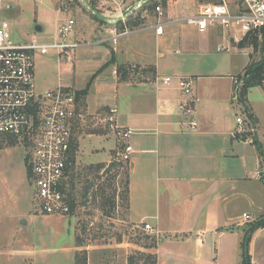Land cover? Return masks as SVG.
Instances as JSON below:
<instances>
[{
	"label": "crops",
	"instance_id": "1",
	"mask_svg": "<svg viewBox=\"0 0 264 264\" xmlns=\"http://www.w3.org/2000/svg\"><path fill=\"white\" fill-rule=\"evenodd\" d=\"M216 1L221 0L196 1V6L199 9L202 4ZM223 1L233 11L241 3ZM11 3L8 11L16 6ZM232 3L238 7L236 10ZM194 7L195 0H167L161 19L165 23L162 34L150 27L157 18L153 13L146 14L144 23L130 34L134 35L131 43L128 38L120 49H113L107 39L113 22L96 18L88 7V13L81 18L83 27L75 25L71 35V39L86 41L83 47L108 45L113 50L110 54L99 51L105 56L100 62L90 63L91 75L82 88L62 85L77 92L85 90L80 96L82 104L78 105L89 117L102 116L108 107L116 106V123L132 131L124 143L130 150L125 160L128 173L124 222L153 236L155 244L148 247L141 240L118 241L113 247L120 257H125L124 264H128L126 258L133 249L154 255L155 264H241L243 228L247 222L264 217V182L253 173L256 168L264 169V162L261 163L256 144L236 133V116L245 119L246 127L255 128V138L261 143L264 128L259 137L261 120L249 89L240 101L242 113L233 110L229 102L232 77L248 63L240 71L226 75L202 72L193 35L212 36L217 29L210 26L205 32H198L193 26L176 21L193 14L190 11ZM36 28L42 30L40 25ZM139 33L144 34L135 37ZM108 64L113 65L112 70L122 67L112 86V96L108 86L97 80L99 76L96 78ZM164 76H172L174 81L165 85ZM177 76L193 79L191 95L177 87ZM186 102H191V113L183 108ZM191 117L197 121L195 130L189 125ZM105 138L112 139L111 150L118 149L120 143L111 133ZM107 161L110 157L104 162ZM144 223H149L154 232L145 230ZM74 238L73 235V241ZM250 254L251 264H264V227L253 233ZM93 262L101 264L105 260L99 255Z\"/></svg>",
	"mask_w": 264,
	"mask_h": 264
},
{
	"label": "rangeland",
	"instance_id": "2",
	"mask_svg": "<svg viewBox=\"0 0 264 264\" xmlns=\"http://www.w3.org/2000/svg\"><path fill=\"white\" fill-rule=\"evenodd\" d=\"M10 1L16 6L10 11L7 10L6 15L11 23L13 37L17 39L35 35L40 42H49L60 22L69 17L75 20L76 28H82L81 18L88 13L87 6L75 0ZM196 1L204 3L203 0H195V9L190 12L196 13ZM87 2L91 7L93 5V8L114 18L115 12L111 7L106 9L100 0ZM232 8L236 10L238 7L234 5ZM38 25L42 27L41 31L36 30ZM219 26L213 27L217 32L212 36L193 35L202 72L212 71L226 75L240 71L248 63V59L250 61L258 58L259 53L254 49L253 43L249 42L246 46L234 44L228 31ZM141 34L144 33L136 34L135 37ZM130 36L121 37L115 48H123L128 38L130 44L134 35ZM146 43L149 44V41L146 40ZM226 45L231 46L230 50H216L217 46ZM102 47L82 46L68 52L69 60L64 58L61 61L53 53L37 54L34 76L36 86L51 88L61 82L82 88L91 75L90 63L100 62L105 56L104 52L99 51L106 50L108 54L111 53L112 47ZM112 68L113 65L108 64L96 76H99L97 80L101 84L108 86L110 96L113 95L112 86L116 82L110 77ZM242 75L243 70L236 76ZM173 81L171 79L170 83ZM248 91L251 92L253 107L261 120L259 137H262L263 89L256 85ZM80 96L78 102L81 106ZM239 96L240 94L234 98L232 90L229 102L233 110L242 113ZM80 129L77 171L72 179V189L70 186L73 206L71 212L65 216L42 215L37 212L35 189L28 173L27 147L16 143L12 138L0 137V264H88L89 258L90 264H96L92 263V259L96 261V256L99 255L105 260L101 264H124V254V258L120 257L118 249L113 247L118 241L141 240L145 246H152L153 236L124 222L128 164L120 159L118 151L124 148L125 141L118 142L120 144L117 150H111L113 141L105 138L109 133L104 124L95 120V116H88L86 124ZM109 157L110 161L104 162ZM111 162V167L105 171ZM102 164L106 165L104 169ZM89 183L92 186L85 192L84 188ZM74 246L78 249H74ZM126 261L128 264L155 262L154 255L138 249L131 250Z\"/></svg>",
	"mask_w": 264,
	"mask_h": 264
},
{
	"label": "built area",
	"instance_id": "3",
	"mask_svg": "<svg viewBox=\"0 0 264 264\" xmlns=\"http://www.w3.org/2000/svg\"><path fill=\"white\" fill-rule=\"evenodd\" d=\"M150 1L100 0L106 9L111 7L115 12L114 18L120 21L119 25H116V21L113 22L108 30L107 39L113 49L121 37L128 36L137 29V26H128L127 21L136 17ZM11 8L10 0H0V137L12 138L16 143L27 147V163L30 180L35 189L37 212L42 215L65 216L72 210L70 178L77 171L80 127L86 124L88 115L79 108L77 91L70 86L59 84L43 89L36 86L35 56L53 53L58 61L64 58L69 60L68 52L87 42L71 39L76 22L69 17L57 26L55 35L49 42H40L35 35L28 39L14 38L10 20L5 16V12ZM152 13L157 21L150 27L157 34H162L165 25L161 21L164 7L157 4ZM142 14L146 17L149 12L144 8ZM176 21L193 26L198 32L220 25L237 43L252 33L259 40H264V1L241 0L237 11L231 10L223 0L206 3L196 13ZM230 48L229 45L217 46L216 50L228 51ZM110 77H118L117 68L112 70ZM172 78L164 76L162 83L168 85ZM176 79L180 91L191 95L193 79L188 76H177ZM232 79L235 98L240 93L244 78L233 76ZM262 89L264 95V79ZM183 108L191 113V102H186ZM116 114L117 107L110 106L102 116L95 115V120L104 124L106 131L118 142L125 141L132 131L116 123ZM236 122V133L244 136L245 141L254 143L255 128L246 127V122L240 115L236 116ZM189 125L195 130L197 121L191 117ZM129 151V147L124 145L123 152L118 153L120 159L127 160ZM254 175L264 181L262 167L256 168ZM243 217L248 219L249 215L243 214ZM143 227L151 233L154 232L149 223H144Z\"/></svg>",
	"mask_w": 264,
	"mask_h": 264
},
{
	"label": "trees",
	"instance_id": "4",
	"mask_svg": "<svg viewBox=\"0 0 264 264\" xmlns=\"http://www.w3.org/2000/svg\"><path fill=\"white\" fill-rule=\"evenodd\" d=\"M71 1H74V0H71ZM75 1L80 2L79 0H75ZM166 2H167V0H151L149 3L144 5V8H146L148 10L149 14H152L154 7L157 4H160L164 7L166 5ZM92 7H93V5H92ZM144 8H142L137 13L136 17H134L133 19L131 18L127 21L128 26L135 27V26H138V25L144 23V21L146 20V17L143 16V14H142ZM119 24H120V21H116V25H119ZM249 42L254 44V49L259 53V55H258V58L256 60H250L243 70L242 77L244 78V80H243V84L241 86V90L239 93L240 94V96H239L240 101H243L244 96L246 95V92L250 87L256 86V85L262 87V80L264 79V58H263L264 40H259L257 35L255 33H252V34H249L247 37L243 38L238 44L240 46H246L247 43H249ZM121 70H122V67H120V66L117 67L118 73H120ZM84 92H85V90L81 91V92L80 91L77 92V98L79 97V95L83 94ZM250 117L251 116L249 115V118ZM254 144H256L259 156L261 158V163H262V162H264V143L259 142L258 139L254 137ZM102 165H100V166H102L104 169L106 165L105 166H104V164H102ZM111 165H112V162L106 166L105 171L107 169H109L111 167ZM73 177H74V175H72V177L70 178L71 189H72ZM91 186H92V184L89 183V185L84 188L85 192H87L89 190V187H91ZM72 206H73V202H72ZM263 227H264V217H259V218H256L254 220L247 222L246 227L243 228L244 234H243V238H242V241L240 244L241 256H242L241 264H251L250 243H251L252 235L257 229L263 228ZM154 244H155V239L153 238L152 245H154ZM154 264H155V262H154Z\"/></svg>",
	"mask_w": 264,
	"mask_h": 264
},
{
	"label": "water",
	"instance_id": "5",
	"mask_svg": "<svg viewBox=\"0 0 264 264\" xmlns=\"http://www.w3.org/2000/svg\"><path fill=\"white\" fill-rule=\"evenodd\" d=\"M83 3L88 7V9L97 17L99 18L100 20H103V21H108V22H115L117 21L118 19L116 18H113V17H109V16H106V15H103L101 14L100 12H98L97 10H95L93 7H91L87 0H82Z\"/></svg>",
	"mask_w": 264,
	"mask_h": 264
}]
</instances>
